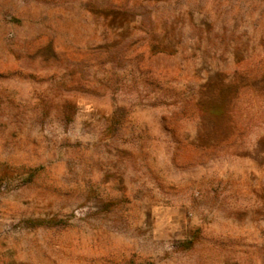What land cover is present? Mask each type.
Masks as SVG:
<instances>
[{"label": "rangeland", "instance_id": "rangeland-1", "mask_svg": "<svg viewBox=\"0 0 264 264\" xmlns=\"http://www.w3.org/2000/svg\"><path fill=\"white\" fill-rule=\"evenodd\" d=\"M0 264H264V0H0Z\"/></svg>", "mask_w": 264, "mask_h": 264}]
</instances>
